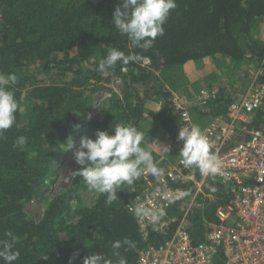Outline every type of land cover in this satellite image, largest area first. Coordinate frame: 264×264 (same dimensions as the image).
Returning <instances> with one entry per match:
<instances>
[{"label":"trees","instance_id":"trees-1","mask_svg":"<svg viewBox=\"0 0 264 264\" xmlns=\"http://www.w3.org/2000/svg\"><path fill=\"white\" fill-rule=\"evenodd\" d=\"M121 4L122 0H0V73L17 76V83L9 85L18 101L16 122L0 135V243L7 240V231L14 234L20 253L14 264H69L74 254L73 264H83L93 253L103 256L102 264H117L112 246L125 239L134 247L122 246L120 255L127 264H138L143 250L165 244L181 225L195 244L204 242L207 224L217 220V208L234 197V185L212 175L204 181V193L195 199L194 183L170 181L172 187L188 193L168 208L174 220L162 231L142 230L128 208L143 190L139 179L131 186L121 185L111 204L105 203L106 194L98 193L91 204L83 201L81 193L88 187L75 173L80 166L58 189L55 163L65 153L69 136L78 132L74 125L113 134L117 124H130L141 131L148 123L147 103L157 102L152 120L181 150L183 141L177 136L182 108L173 101L175 77L185 74L186 66L200 69L213 59L226 68L217 89L188 108L194 124L198 125L196 119H208L231 129L223 148L248 140L252 130H264V106L249 121L229 116L254 75L238 96L236 91L245 84L237 83L235 69L253 60L258 68L264 57V40L257 37L264 23V0H176V9L164 24L165 34L148 51L134 48L114 28L113 13ZM112 48L142 58L127 65L118 62L102 75L95 69ZM113 76L123 78V95L113 92L102 117L88 119L99 83ZM259 81L264 83V75ZM20 136L27 138L23 146L15 143ZM141 147L152 152L163 173L171 168L169 160L145 141ZM192 170L200 178V171ZM40 200L44 210L35 220L25 205ZM215 264H224L221 255Z\"/></svg>","mask_w":264,"mask_h":264},{"label":"built area","instance_id":"built-area-1","mask_svg":"<svg viewBox=\"0 0 264 264\" xmlns=\"http://www.w3.org/2000/svg\"><path fill=\"white\" fill-rule=\"evenodd\" d=\"M149 63L144 61L146 65ZM260 75H264V57L250 87L230 107L229 116L233 120L249 121L251 115L264 106V83L259 81ZM180 108L182 127L195 125L189 110ZM201 132L209 140L210 153L221 161V171L215 177L234 185V197L217 208V220L207 224L204 242L195 244L187 228L181 225L165 244L143 250L138 264H215L219 255L224 264H264V130H252L248 140L228 148L222 145L232 134L231 129L213 123ZM149 175L147 171L143 173L148 185L128 208L134 213L139 204L163 209L165 214L156 223L135 214L142 230L158 231L165 230L174 220L168 208L188 194L185 189L172 187L169 182L194 183L192 197L195 199L204 193V181L208 177L200 173L198 178L192 168L184 167L181 160L157 177L155 183L150 182Z\"/></svg>","mask_w":264,"mask_h":264},{"label":"clouds","instance_id":"clouds-1","mask_svg":"<svg viewBox=\"0 0 264 264\" xmlns=\"http://www.w3.org/2000/svg\"><path fill=\"white\" fill-rule=\"evenodd\" d=\"M176 7V0H122V4L114 10L112 22L115 29L129 38L134 48L148 51L156 38L165 34L164 24ZM141 58L139 54L126 55L123 51L112 48L99 61L95 71L102 75L108 74L118 62L127 65L139 62ZM16 83L17 76L14 73H0V135L16 122L18 101L9 88V85ZM80 127V124H76L73 130H79ZM177 139L183 141L179 156L185 168H196L204 176H215L221 171V161L210 153L209 140L198 125L181 127ZM143 141L144 134L130 124H117L113 134L97 130L95 139L84 136L73 154L75 163L80 166L75 173L82 178L89 190L106 194L105 203L111 204L118 199L117 189L121 185H133L145 171L155 177L163 174L164 170L154 163L152 152L141 147ZM15 143L23 146L27 143V138L20 136ZM64 147H74L71 136ZM134 211L138 217L148 218L153 223L158 222L165 214L163 209H151L143 204L137 205ZM5 235L7 240L0 243V260L4 264H14L20 257L19 251L15 250L16 237L11 231H7ZM124 245L134 247L133 242L127 239L122 243H113L117 264H127L119 253ZM76 255L69 258V264H73ZM103 259L100 253H93L84 258L83 264H102Z\"/></svg>","mask_w":264,"mask_h":264},{"label":"rangeland","instance_id":"rangeland-1","mask_svg":"<svg viewBox=\"0 0 264 264\" xmlns=\"http://www.w3.org/2000/svg\"><path fill=\"white\" fill-rule=\"evenodd\" d=\"M257 37H260L264 40V23L261 24L260 32ZM198 68L199 67H194V65L186 66L184 68L185 74L175 77L176 83L173 101H175V104L178 107L188 109L194 101H198L207 97L209 91L214 90L217 87L216 85L218 84L219 76L223 73L222 71L225 70L226 66L222 65L221 63H216L213 61V59H210L206 60L200 69ZM246 73L249 74V76ZM252 73L254 75L257 73V61L255 60L247 63L242 62L235 69L236 79L238 80L237 83L245 84L242 90L239 92L238 90L236 91L238 96L243 94V90L248 84V81H250ZM125 85L126 84L123 78L117 79L115 77L105 79L102 83H99L98 88L93 94L94 97L92 101V108L89 115L91 116V120L102 117L104 109H106L109 105L113 92L119 96L123 95V91L126 89ZM92 87L93 86L89 87V91ZM241 97L242 96H240V98ZM158 106L159 104L157 102L149 101L147 103L146 113L148 117V123L141 126V132L144 134V141L147 146L158 153L163 159L167 158L171 167H173L176 166L181 160L179 156L180 150L178 145L174 143L169 135L165 132H162L161 128L157 126L156 122L152 120V116L157 112ZM196 122L202 131H205L213 124V122L209 121L208 119L203 120V122L199 120L197 121L196 119L195 123ZM203 123H205V125H202ZM84 136L95 139V131L89 128L78 130V132L72 136L74 147L67 148L65 153L60 154L56 160L55 167L58 189L63 188L68 184L70 178L72 177V173H74L79 166L75 163L73 154L76 148L79 146L81 138ZM149 179L151 183H155L157 181V177L153 176L152 174L149 175ZM139 181L143 189H145L148 185V182L145 181L143 176L140 177ZM81 194L83 201L86 204H91L92 197L96 195V192L89 189H84ZM42 200H40L39 203L31 201L25 205L26 212L30 218L38 220L42 216L44 210V201Z\"/></svg>","mask_w":264,"mask_h":264}]
</instances>
